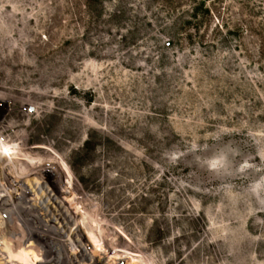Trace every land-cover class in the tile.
Returning a JSON list of instances; mask_svg holds the SVG:
<instances>
[{"label":"rangeland","instance_id":"1","mask_svg":"<svg viewBox=\"0 0 264 264\" xmlns=\"http://www.w3.org/2000/svg\"><path fill=\"white\" fill-rule=\"evenodd\" d=\"M0 264H264V0H0Z\"/></svg>","mask_w":264,"mask_h":264}]
</instances>
